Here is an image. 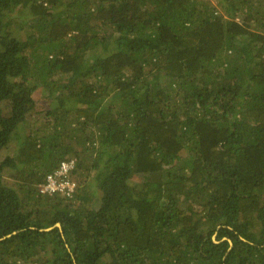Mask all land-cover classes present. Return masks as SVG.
I'll list each match as a JSON object with an SVG mask.
<instances>
[{
    "label": "trees",
    "instance_id": "1",
    "mask_svg": "<svg viewBox=\"0 0 264 264\" xmlns=\"http://www.w3.org/2000/svg\"><path fill=\"white\" fill-rule=\"evenodd\" d=\"M0 264H264V0H0Z\"/></svg>",
    "mask_w": 264,
    "mask_h": 264
},
{
    "label": "rangeland",
    "instance_id": "2",
    "mask_svg": "<svg viewBox=\"0 0 264 264\" xmlns=\"http://www.w3.org/2000/svg\"><path fill=\"white\" fill-rule=\"evenodd\" d=\"M102 51L103 49V45L99 46L98 49L95 51V53L97 54V51ZM36 103H37V111H43L44 109L41 106V104H44L45 102H47V92L46 90L43 88L42 85L38 86L32 93ZM32 118H36V117H40V122L39 125L43 123V117L42 115L39 114H32L31 116ZM31 118V119H32ZM27 132H29V130L26 128V126L24 125L22 130H19V135L22 134V136L24 135V133L26 134ZM18 142V137L14 136V139H12L11 144L8 146L9 148V152L12 153L15 151L16 149V144ZM12 169V168H10ZM7 169V170H10ZM6 170V171H7ZM94 173L95 171H92L89 173V175L85 178V177H79L80 178V182L78 183V187H79V192L81 193L82 196H84V203H87V207L88 208H97L99 205V198H100V190L97 188V185L94 181ZM5 174V173H4ZM6 175V174H5ZM4 175V180L7 179V177ZM84 175V174H83ZM81 199V200H83ZM85 200L87 202H85ZM83 202V201H82Z\"/></svg>",
    "mask_w": 264,
    "mask_h": 264
},
{
    "label": "built area",
    "instance_id": "3",
    "mask_svg": "<svg viewBox=\"0 0 264 264\" xmlns=\"http://www.w3.org/2000/svg\"><path fill=\"white\" fill-rule=\"evenodd\" d=\"M73 164L72 158L60 162L52 173L46 175L44 182L39 184L40 192L51 194L57 191L70 197L77 185L76 181L68 176Z\"/></svg>",
    "mask_w": 264,
    "mask_h": 264
},
{
    "label": "water",
    "instance_id": "4",
    "mask_svg": "<svg viewBox=\"0 0 264 264\" xmlns=\"http://www.w3.org/2000/svg\"><path fill=\"white\" fill-rule=\"evenodd\" d=\"M54 226L60 227V223H59V222H56L52 227H54ZM52 227H48V228H46L45 230H48V229H50V228H52ZM212 239L215 241V235L212 236ZM228 241H229V243L231 244V240L228 239Z\"/></svg>",
    "mask_w": 264,
    "mask_h": 264
},
{
    "label": "clouds",
    "instance_id": "5",
    "mask_svg": "<svg viewBox=\"0 0 264 264\" xmlns=\"http://www.w3.org/2000/svg\"><path fill=\"white\" fill-rule=\"evenodd\" d=\"M59 164H60V163H59ZM42 182H44V181H42ZM42 182H41V183H42ZM76 186H77V185H76ZM38 187H39V184H38ZM75 189H77V188H75Z\"/></svg>",
    "mask_w": 264,
    "mask_h": 264
}]
</instances>
